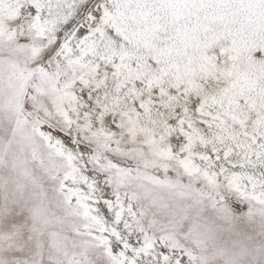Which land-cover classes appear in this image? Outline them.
I'll return each mask as SVG.
<instances>
[{
  "label": "snow or ice",
  "instance_id": "obj_1",
  "mask_svg": "<svg viewBox=\"0 0 264 264\" xmlns=\"http://www.w3.org/2000/svg\"><path fill=\"white\" fill-rule=\"evenodd\" d=\"M0 264H264V0H0Z\"/></svg>",
  "mask_w": 264,
  "mask_h": 264
}]
</instances>
